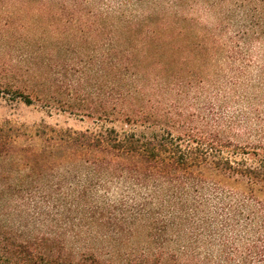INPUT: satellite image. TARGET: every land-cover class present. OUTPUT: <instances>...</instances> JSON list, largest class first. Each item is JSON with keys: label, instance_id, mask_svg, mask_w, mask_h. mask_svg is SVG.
Masks as SVG:
<instances>
[{"label": "rangeland", "instance_id": "obj_1", "mask_svg": "<svg viewBox=\"0 0 264 264\" xmlns=\"http://www.w3.org/2000/svg\"><path fill=\"white\" fill-rule=\"evenodd\" d=\"M201 105L216 117L245 113L248 124L228 134L264 144V0H0V129L24 159L17 179L41 187L15 199L22 216L14 225L27 234L81 229L79 219L72 225L77 213L51 197L63 189L45 196L39 179L52 167L48 180L69 186L77 132H160ZM108 189L113 199L124 190ZM92 238L66 245L117 263L116 250Z\"/></svg>", "mask_w": 264, "mask_h": 264}, {"label": "trees", "instance_id": "obj_2", "mask_svg": "<svg viewBox=\"0 0 264 264\" xmlns=\"http://www.w3.org/2000/svg\"><path fill=\"white\" fill-rule=\"evenodd\" d=\"M206 110L198 106L160 132L137 126L77 132L69 186L48 180L52 167L39 179L45 196L63 189L52 199L77 213L72 225L76 219L83 224L71 234L51 226L41 237L14 225L22 216L15 199L41 187L17 179L14 165L24 159L16 154L17 141L0 129V264H122L121 256L126 264H264V144L243 145L228 134L248 124L245 113L216 117ZM50 156L43 152V169ZM114 184L124 188L120 199L105 196ZM202 208L201 219H193ZM105 213L111 226L102 231ZM82 236L106 241L117 263L66 245V238Z\"/></svg>", "mask_w": 264, "mask_h": 264}]
</instances>
